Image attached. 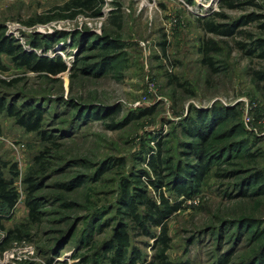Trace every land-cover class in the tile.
I'll return each mask as SVG.
<instances>
[{
	"label": "rangeland",
	"instance_id": "374dc122",
	"mask_svg": "<svg viewBox=\"0 0 264 264\" xmlns=\"http://www.w3.org/2000/svg\"><path fill=\"white\" fill-rule=\"evenodd\" d=\"M238 3L0 0L6 33L40 55L62 56L68 68L49 76L1 55L0 96L40 107L43 133L0 112V164L9 163L11 179L15 166L20 193L12 213L0 209V264H111L108 243L124 227L140 264H161L157 237H136L123 214L124 185L158 199L147 181L158 178L166 196L184 200L173 191L179 169L202 155L211 167L169 221L167 262L264 264V0ZM248 17L256 20L243 23ZM210 21L233 25L234 35L207 32ZM212 43L213 67L204 53ZM202 114L210 121L195 126L196 139L187 130ZM29 177L38 219L26 205Z\"/></svg>",
	"mask_w": 264,
	"mask_h": 264
},
{
	"label": "trees",
	"instance_id": "16d2710c",
	"mask_svg": "<svg viewBox=\"0 0 264 264\" xmlns=\"http://www.w3.org/2000/svg\"><path fill=\"white\" fill-rule=\"evenodd\" d=\"M223 3L227 4L229 8L233 9L240 3L239 0H222ZM238 3V4H237ZM219 16V14H216ZM256 20L253 17L244 18L243 23L248 21ZM243 23L241 25H243ZM264 27V24H263ZM204 28L207 32L213 33L220 36H232L235 33L233 25L215 23L214 21L207 22L204 24ZM5 28L0 25V71H7L8 67L4 63L1 55L8 56L11 61L20 68H25L35 73L46 74L49 76H58L67 71V65L62 56L48 57L46 55H40L32 48V50L25 48L13 37L9 36ZM259 47L263 45L262 41H258ZM32 45L35 49H42V41L38 38H34ZM44 46V45H43ZM245 47V45H242ZM218 46L212 43L207 45L205 48V63L213 67L210 54L212 52H218ZM8 99V100H7ZM30 105L24 103L18 106L16 100L0 96V112L7 113L8 116L13 117L16 123L29 132H40L43 133L41 128V121L43 117V111L40 107H29ZM119 112L114 114L117 115ZM113 117V116H112ZM210 119L205 114L199 115L198 120H195L194 126L188 128V132L193 135L196 139L200 137L196 127L199 130L209 125ZM115 125V124H114ZM196 126V127H195ZM203 137V133L201 134ZM46 140H50L51 136L46 137ZM190 149L195 154H200L198 147L194 144L190 145ZM202 161L198 165H187V168H180L179 171L181 176H177L176 182L173 186V191L176 192L178 197H184V200L173 201L166 193L162 190L166 186L165 180L148 178V185L159 191L158 199L152 198L143 192L140 188L136 187L137 191L133 194L129 193L130 185L125 183L124 185V212L123 214L130 219L132 224V231L136 237H148L156 238V247L158 248L159 254L157 259L161 264H171L167 262V251L170 247L171 238L169 236V221L180 211L185 209V202L191 198V196L198 191L201 183L204 181L206 175L211 167L210 161L205 162L206 155H202ZM159 156L150 155V165L156 173H160L161 167L159 165ZM168 161V160H167ZM165 161V163L167 162ZM169 162V161H168ZM9 163L3 162L0 164V209L6 207V209L12 213L16 208L19 200L20 193L15 186V178H18V172L13 171V167L10 169L15 175L14 178H8L4 173V168H8ZM174 173V172H173ZM185 175V176H184ZM188 175V176H187ZM262 176L256 177V181L262 180ZM29 186V198L26 199V205L32 212L33 219H38V211L41 208L40 200L32 198V195L37 190L38 184L34 178L29 177L26 180ZM136 182V179H132ZM135 187V186H133ZM264 185H261L262 189ZM7 217L0 211V228L5 229L3 220ZM127 227L120 230L115 238L109 241L107 246V253L112 254L107 256V259L111 264H140V253L134 245L133 237ZM159 229L160 232L157 234L153 230ZM156 248V249H157ZM143 263V262H142ZM226 262H223V264Z\"/></svg>",
	"mask_w": 264,
	"mask_h": 264
}]
</instances>
